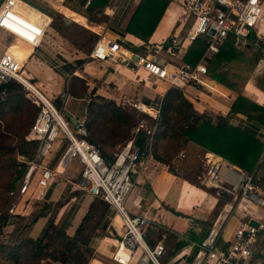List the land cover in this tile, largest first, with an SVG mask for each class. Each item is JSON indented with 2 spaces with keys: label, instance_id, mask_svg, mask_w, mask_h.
I'll list each match as a JSON object with an SVG mask.
<instances>
[{
  "label": "crops",
  "instance_id": "obj_1",
  "mask_svg": "<svg viewBox=\"0 0 264 264\" xmlns=\"http://www.w3.org/2000/svg\"><path fill=\"white\" fill-rule=\"evenodd\" d=\"M22 1L31 7L27 8L30 18L50 22L38 46L33 47L15 38L8 45V50L21 62L28 60L27 65L36 75L37 85L48 96L51 95L49 97L55 99L54 95L62 96L66 87L67 96H63L61 101L63 112H68L76 120L82 119L90 102L99 101L97 97L114 100L123 109L125 106L134 108L132 104L136 102H144L156 108L161 102L170 87L154 81L156 86L152 85V78L141 74V68L130 65L131 61H127V58L133 59L134 55L144 52L146 47L166 40L177 23L179 6L176 3V9L167 6L149 41L143 43L126 31L140 0H109L101 7V11H94L92 15L87 11L86 0ZM72 24L87 30L93 37L81 39L73 34L74 30H70ZM257 29L264 35V17ZM100 36L117 41L120 53L108 60L90 58L88 54ZM0 48L3 51L7 47L0 44ZM185 50L186 47L174 56L164 55L175 61H183ZM241 50L246 53L238 55L228 64L229 77L235 82L234 87L218 83L207 74L202 85H188L181 90L197 111L206 112L212 117L213 123L217 115H221L233 126L254 133L264 143V124L231 109L240 94L264 108V55L256 54L250 48ZM74 76L85 82L86 91L80 97L67 93ZM46 83L53 84L55 91ZM78 102L84 103L81 109ZM34 143L32 150L36 147ZM122 145L103 148L110 155V151ZM62 150L63 146L56 143L44 163L54 167ZM180 151L184 152V157L175 158L172 167L146 154L137 166L133 175L134 185L124 202L129 212L151 218L152 223L146 231L145 240L149 244L163 242L165 253L160 258L162 264H184L191 260L196 244L204 237L215 217L213 211L217 206L213 190L198 185L197 180L203 172L206 153L221 159L223 157L192 141ZM259 162H264V151ZM37 175L21 201L19 213L6 226L12 228L21 225L17 238L37 239L50 223L63 229L66 234L73 235L83 216L88 213L85 232L89 234L88 244L92 255L87 264H115L112 254L124 233V227L120 217L108 204L73 185L79 177L78 163L71 162L65 172L55 177L43 190L36 186ZM256 186L258 193L264 197V189ZM253 210L264 220V207L253 206ZM241 216V213L234 212L219 240L220 246L228 242ZM138 251L130 264H137ZM263 252L264 233L258 237L253 248L256 258Z\"/></svg>",
  "mask_w": 264,
  "mask_h": 264
},
{
  "label": "built area",
  "instance_id": "obj_2",
  "mask_svg": "<svg viewBox=\"0 0 264 264\" xmlns=\"http://www.w3.org/2000/svg\"><path fill=\"white\" fill-rule=\"evenodd\" d=\"M169 1L179 6L177 23L172 32L162 44L146 47L136 60L127 58V61H133L156 80L178 89L202 85L208 72V60L219 52L228 37L232 38L235 47L253 48L264 53V35L257 29L264 0ZM90 2L86 0L87 5ZM28 7L22 0H2L0 31L35 47L42 42L50 21L45 23L41 19L30 18ZM198 36L205 38L206 48L196 64L165 57L164 54H178ZM120 51L117 41L100 36L88 56L108 60ZM26 63L27 59L21 62L9 52L8 46L0 53V85L11 81L20 84L25 96L38 107L32 127L26 135V140L36 142V147L32 155H17L22 172L9 191L8 215L14 217L19 213L21 201L36 174V186L43 190L55 177L62 175L71 162L76 161L79 177L73 185L108 204L120 217L124 227V233L112 254L113 262L130 264L139 249L137 264H162L160 258L165 253L163 242L149 244L145 240L151 218L129 212L124 204L134 185L133 175L137 166L146 154H150L155 126L144 128L142 123L132 126L130 132L133 138L116 149L112 153V161L107 162L100 149L90 141L85 119L76 120L73 124L64 115L62 107L55 105L54 98L39 88L35 73L26 67ZM132 106L153 120L158 119L160 103L156 108L144 102H136ZM139 131L147 135L145 149L134 143ZM56 143L63 146V150L55 166L49 167L44 159ZM182 157L184 152L179 151L175 158ZM212 157L208 153L204 155L201 177L204 186L213 190L220 208L204 237L196 244L191 260L184 264H264V252L259 258L253 253L256 241L264 231V220L253 210V206L264 207V197L257 191L253 174L224 158L215 161ZM217 190L228 194L230 198L218 196ZM234 212L242 216L238 218L228 242L220 246L219 240ZM252 220L256 225L251 223Z\"/></svg>",
  "mask_w": 264,
  "mask_h": 264
},
{
  "label": "trees",
  "instance_id": "obj_3",
  "mask_svg": "<svg viewBox=\"0 0 264 264\" xmlns=\"http://www.w3.org/2000/svg\"><path fill=\"white\" fill-rule=\"evenodd\" d=\"M108 1L91 0L87 11L90 15L94 11L99 12ZM169 2L140 0L126 31L147 43ZM52 17L55 18L54 15ZM205 48V38L198 36L186 46L183 61L196 64ZM241 49L232 45L231 37L226 38L219 52L208 60L207 74L211 79L227 87H234L235 82L229 77L228 64L238 55L246 53ZM85 91L84 80L74 76L67 93L80 97ZM97 99L99 101L92 100L87 107L84 117L86 130L90 141L100 149L104 159L110 162L112 156L103 147L125 144L133 138L130 131L136 124L132 115L114 100L102 97ZM54 103L61 108L59 97H55ZM231 109L264 124V108L241 94L235 98ZM37 112L38 107L25 96L20 84L11 81L0 85V169H5L4 164L9 165L15 173L6 188L7 198L0 201V232L11 222L12 217L4 210V206L7 199L10 200L9 191L22 172L15 154H33L31 146L35 143L26 140V135ZM152 122L155 130L150 155L156 161L172 167L178 152L192 141L253 174V182L264 189V162H259L264 143L254 133L233 126L221 115H217L213 123L208 113L194 108L181 89L170 87L166 90L160 102L158 119ZM137 137L143 140L141 148L145 149L146 133L139 131L135 139ZM88 219L89 214L86 213L73 235L66 234L63 229L50 223L37 239L23 237L0 242V256L9 264H87L92 255L88 244L89 234L85 232Z\"/></svg>",
  "mask_w": 264,
  "mask_h": 264
},
{
  "label": "rangeland",
  "instance_id": "obj_4",
  "mask_svg": "<svg viewBox=\"0 0 264 264\" xmlns=\"http://www.w3.org/2000/svg\"><path fill=\"white\" fill-rule=\"evenodd\" d=\"M169 8H173V9H176V6H175V3L173 2H169ZM263 17H264V2L262 4V13L260 15V20H259V23H261L263 21ZM58 21H60V16L57 17ZM58 24V23H57ZM70 30H74L73 31V34H76L77 36H79L80 38H91L93 37L92 35H90L87 30H83L81 29L80 27L72 24L71 26V29ZM81 38V39H82ZM13 38L9 35H7L6 33L0 31V44H3L5 47H7L8 45H10L12 42H13ZM165 41V40H164ZM163 42H159L157 44H162ZM250 50H252V52H255L256 54H264L262 52H257L255 49L253 48H250ZM1 48H0V53H1ZM261 60V59H260ZM28 61V60H27ZM26 67L29 68V66L27 65L26 63ZM30 69V68H29ZM140 73L141 74H144V75H148L144 70H140ZM149 76V75H148ZM150 78H152L150 81L151 82H158V83H162L164 85H166V82L164 81H161V80H156L154 77L152 76H149ZM49 82V81H47ZM51 82V81H50ZM49 82V83H50ZM152 85L156 86V83H154ZM47 84L51 90L55 91V88L53 87V84ZM53 93V92H52ZM66 93V87L65 89L62 91L61 95H58L57 97H59L60 101L63 102V98L67 95H65ZM51 96V95H49ZM53 96V95H52ZM56 97V95H54ZM64 96V97H63ZM74 97V96H73ZM79 104V109H81L83 107V102H78ZM125 110L132 115L134 121H135V124L137 125L138 123H142L144 125V128H149L153 125V122L151 120V118L144 114V113H141L137 110H135L134 108H132L131 106H125ZM115 151V150H114ZM114 151H110V155L112 156V153ZM18 155V153H16ZM15 154V157H16V160H17V155ZM18 162V161H17ZM4 167L5 169H0V201L2 200H5L7 197H6V188L8 187V184L9 182L12 181L13 179V176L15 173H13V170L12 168L9 166V165H5L4 164ZM202 175L200 174L198 180H197V184L202 186V187H205L203 182H202ZM207 189V188H206ZM208 190H211V189H208ZM10 203V200L7 199L6 201V204L4 206V210L7 211V208H8V205ZM220 208V205H217L215 207V210L213 211L214 212V215H216L218 209ZM21 229V225H19L18 227H12V228H8L7 226H5L2 231L0 232V242H8V240H11V239H14V238H17L18 236V230ZM264 233V232H263ZM263 233L261 235H263ZM139 250V249H138ZM140 254V251H138V255ZM0 264H9L7 263L4 258L2 256H0Z\"/></svg>",
  "mask_w": 264,
  "mask_h": 264
},
{
  "label": "water",
  "instance_id": "obj_5",
  "mask_svg": "<svg viewBox=\"0 0 264 264\" xmlns=\"http://www.w3.org/2000/svg\"><path fill=\"white\" fill-rule=\"evenodd\" d=\"M136 59H137V56L134 55V56H133V60H136ZM130 65L135 66V63L132 61V62L130 63ZM63 113H64V115H65V116H66V117H67V118H68L73 124L76 123V119H75L74 117H72L68 112L64 111ZM134 143H135L136 145L141 146L142 143H143V140H142L140 137H137V138L134 140ZM217 195L220 196V197H222V198H225V199H229V198H230V196H229L228 194H226V193H224L223 191H220V190H217ZM251 223L254 224V225H256V222H255L254 220H252Z\"/></svg>",
  "mask_w": 264,
  "mask_h": 264
},
{
  "label": "bare ground",
  "instance_id": "obj_6",
  "mask_svg": "<svg viewBox=\"0 0 264 264\" xmlns=\"http://www.w3.org/2000/svg\"><path fill=\"white\" fill-rule=\"evenodd\" d=\"M215 161H218L219 160V158H218V156L216 157V156H213L212 157Z\"/></svg>",
  "mask_w": 264,
  "mask_h": 264
}]
</instances>
